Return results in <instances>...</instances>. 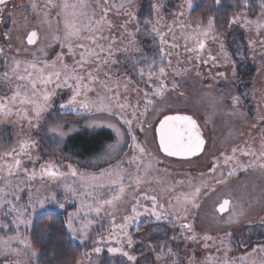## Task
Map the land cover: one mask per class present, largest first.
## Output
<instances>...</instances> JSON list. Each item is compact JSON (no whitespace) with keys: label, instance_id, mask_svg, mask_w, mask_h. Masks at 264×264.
<instances>
[{"label":"rangeland","instance_id":"1","mask_svg":"<svg viewBox=\"0 0 264 264\" xmlns=\"http://www.w3.org/2000/svg\"><path fill=\"white\" fill-rule=\"evenodd\" d=\"M33 2L39 5L36 10L31 7ZM46 2L47 0H8L7 4L0 8V48L3 47L4 53H9L7 57L10 60L12 57L16 60H32L34 55L40 59H55L56 54L61 51L63 41H57L54 37L62 34L63 21L57 16L58 9H45ZM56 2L59 3L61 0ZM88 3L91 12L96 0H88ZM121 3L125 4V8L118 15L116 6ZM191 3L194 5V0H191ZM187 4L188 0H132L129 6L128 0H108L107 6L112 9L108 13V19L116 26L111 30V35L117 37L115 47L118 50L113 56L117 63L105 68V71L112 74L110 86L115 87L117 83L120 85V102L129 105L123 116L132 121L131 131L117 114L120 110L115 107L111 113L93 111L79 115L74 111L65 112L59 109V104L66 102L70 96V90L67 89L62 92L58 90V95L53 98L51 115L44 114L40 128L29 125L26 120L15 115L0 120V165L5 161L11 162V158L5 157V153L19 149L25 140H35L38 141L37 146L30 149L33 159L20 157L22 166L29 170L36 169L39 173L41 165L51 162L64 173H68V165H72L80 173L98 175L102 170L120 164L125 171V185L129 183V175L132 177V186L126 187L115 209L105 206L100 215L95 212L87 213V209L81 213L80 221H93L86 239H77L68 231L75 243H82L91 235L95 236V247L103 249L100 253L93 250L95 247L87 251L78 264H99L105 253L119 255L124 258L126 264H188L193 258L197 264H225V261L242 264L240 257L245 258L243 264H264V252L261 253L259 250L253 252V249H258V245L264 246V170L255 167L240 171L236 164L237 160L240 165L255 161V156H244L241 150L252 149L259 155L261 145L264 144V45L261 44L264 40V28L257 34L256 26L245 25L242 18L239 23L232 24L228 31L220 33L214 30L210 33L202 51L189 52L185 50L186 43L188 48L197 47L196 40L191 38L194 32L199 31L197 24L206 29L208 23L194 18L191 13L193 7L189 9ZM249 7H253V4L250 3ZM249 7L238 12L246 13L247 19L259 18L264 21V9L260 7V3L256 8ZM45 11H48L47 17L44 15ZM127 11L134 12L135 18L128 23L125 31L120 25L129 19L123 14ZM181 11L184 13L183 16L179 15ZM97 13L99 14L98 9ZM153 24L157 26L159 32L152 31ZM181 24H189L191 27L182 29ZM169 26L172 27L171 32L168 31ZM34 29L38 32V41L35 45L29 46L26 39L29 32ZM130 33H134V36L129 35ZM104 34L109 33L106 30ZM160 34H164L165 44H161ZM212 35H216V39H212ZM198 39L204 40V37ZM221 39L224 44L223 51L220 46ZM250 41L255 43L250 44ZM173 44L179 47H171ZM41 49L47 53L46 57L43 56ZM161 49L163 53L168 54L163 64L167 73L163 79L168 87L163 96H157L153 93L159 87V80L153 75L152 82L149 83L147 69L153 60L161 61ZM63 51L66 53L67 48L65 47ZM224 52H227V57ZM2 54L0 68L5 67L3 64L5 61L7 64L9 61V65L6 66L11 68L13 62L4 58ZM197 56L200 59H197ZM210 56H215L216 60L212 61ZM65 60L69 64L72 63V59L67 55ZM167 60L171 63L168 64ZM203 60H207L208 63H203ZM142 68L146 70L144 76L139 72ZM8 70L10 75V69ZM152 71L158 73V69ZM220 73L223 75H219ZM100 79H104L103 73ZM173 83L178 87L173 88ZM124 85H127V93H124ZM95 88L96 91L89 93L90 99L95 100L98 94L111 95L98 84ZM5 93L11 94V85L1 80L0 95ZM120 93H124V97ZM234 97L238 98L237 104L233 103ZM147 100H151L152 103L148 104ZM145 107L147 112L144 111ZM133 109L136 119L132 115ZM176 113L193 116L201 126L206 147L200 157L179 161L160 152L155 128L164 115ZM62 121L71 122L65 124V130L73 126L78 129L76 132L93 133L105 129L111 131L115 139L100 155L92 159L71 158L61 150L67 137L60 141L58 136L48 131L49 127ZM93 122L96 124L95 127H87ZM117 127L124 132V138L119 150L109 155L108 146L117 140L115 131ZM133 135L136 137V143L144 147L146 155L141 156L133 146ZM233 149H237L236 159L225 163V156H232ZM133 157L142 159L144 165L149 161L152 164L147 177L138 188L134 179L137 161L133 160ZM144 165H141V176L144 175ZM214 167L215 171H212ZM233 168H237L236 175L221 176V172L227 173ZM172 172L189 173L191 179L173 180ZM203 176L208 178L205 186L193 181ZM10 179L14 184L18 183L22 189L19 192L20 200L17 202L20 207H23L21 206L23 194H28L29 199L30 193L35 197L52 192L56 193L58 200L64 198L60 183H53L47 179L41 181L39 175L35 180L26 181L21 172ZM71 179L69 178V183ZM3 186V182H0V187ZM194 187H201L196 199L199 200V206L194 208L191 204L176 205L175 197L190 193ZM101 191L104 198H108L113 192H118V188L113 185L111 190L105 188ZM145 196H155L159 205H163L167 210L168 218L157 221L154 216L145 212V209L153 208L152 201L145 199ZM224 199L231 201V208L228 213L220 215L217 207ZM67 205H76L74 212L80 207L79 201H73L71 197L65 204ZM170 205H176L175 211ZM133 206H136L137 212L141 215L134 220L126 221L124 217L135 216L132 212ZM185 207L188 209L186 218L183 212ZM3 209L7 207L0 208V211ZM157 210H160L159 207ZM177 216L181 219H177ZM230 218L233 220L232 223H228ZM186 223L192 225L191 232L181 228V224ZM0 225L4 223L0 221ZM120 225L125 227L121 229ZM79 226L80 223L77 221V227ZM3 229L7 228L0 227V230ZM96 229L98 231H95ZM25 230L22 225L19 232L28 237ZM16 234L17 232L12 236ZM192 234L195 235V239L188 238ZM110 236L112 239H109ZM117 236L123 239V245L117 243ZM127 236L133 241L130 247L126 242ZM206 236L211 239L205 240ZM230 240L236 244L235 250L229 245ZM165 245L171 247L175 255L163 250ZM12 246L22 247L15 242ZM121 246L124 251L136 257L134 262L128 261L127 257L120 253L108 251L109 248ZM0 256L2 257L0 264H8L16 259L14 256L7 258ZM11 257L15 259L11 260ZM209 257H215V261L209 260ZM35 258L32 257L30 263Z\"/></svg>","mask_w":264,"mask_h":264},{"label":"snow or ice","instance_id":"2","mask_svg":"<svg viewBox=\"0 0 264 264\" xmlns=\"http://www.w3.org/2000/svg\"><path fill=\"white\" fill-rule=\"evenodd\" d=\"M8 0H0V8L7 4ZM248 0H245L247 3ZM132 0H128L130 6ZM219 5L220 0H216ZM108 5V0H96L95 6L91 8L89 12L88 0H61L57 3L56 0H47L45 9L56 8L59 11L57 16L62 18L63 21V32L61 35L54 37L57 41H63L61 43V51L56 54L55 59H40L33 57L32 60H13L10 68V75L8 72L4 73L0 79L11 85V94L5 93L0 95V120L9 118L13 115L19 119L26 120L29 125L35 128H40V121L45 113L51 115L53 108V98L58 95V90L61 92L65 89L70 90V96L66 102L59 104V109L65 112H76L78 115L83 112L91 113L97 112H109L111 113L113 107L120 110L118 115L124 120V123L128 125V130L131 131L132 121L126 119L123 116V112L129 107L127 103H121L119 99L120 85L117 83L115 87L110 86L109 81L112 79V74L105 71V68L110 67L112 64L117 63L113 59L116 44L118 42L117 37L111 35V30L116 26L108 19V13L112 10ZM31 7L36 10L39 5L35 2L32 3ZM117 14H121V10L125 8V4L121 3L116 6ZM187 7L191 9L193 4L191 0H188ZM260 7L264 9V0H260ZM99 10V14L97 13ZM129 19L125 20L120 25L121 29L127 30V25L135 18V13L132 11L123 12ZM44 15L48 16V11H45ZM180 16L184 13L181 11ZM244 19L245 25H255V31L259 34L260 30L264 28V21L259 18L256 20H250L246 18V13H236L231 17L230 24L239 23L241 19ZM59 22V21H58ZM150 23V22H149ZM180 27L190 28L189 24H181ZM198 32H194L191 36L192 39L196 40L197 47L188 48L187 43L185 44V50L189 52L202 51L205 48V40L209 38L210 33L214 32V20L209 17L208 27L206 29L201 28L200 24H197ZM108 31V35H105V31ZM153 32H159L156 25H152ZM168 31H172V27L169 26ZM7 35V34H6ZM133 35L134 33H130ZM221 37L223 34H219ZM198 37H204V40L198 39ZM212 39H216V35L211 36ZM38 33L33 30L27 37V43L34 45L37 43ZM161 44H165L164 34H160ZM250 44H254L255 41H250ZM264 45V40L261 41ZM221 50H224L223 40L220 41ZM67 48V52L63 51ZM171 47H179L177 44L171 45ZM3 49L0 48V54L3 53ZM43 56L46 57L47 53L43 52ZM162 58L161 61L155 60L148 66V81L152 82V76L156 75V79L159 80V87L155 89L154 95L163 96L168 85L163 77L166 76V69L163 66L165 57L168 55L163 53L161 49ZM72 59V63L69 64L65 60V56ZM227 57V52H224ZM212 61L216 60L215 56L209 57ZM197 59H200L197 56ZM203 63H208L207 60H203ZM170 64L171 61L167 60ZM153 69H158V73H153ZM141 76L145 75V69H139ZM101 73H103L104 79H100ZM179 75V72H177ZM199 75V73H197ZM219 75H223L220 73ZM13 81L15 83H13ZM100 85L106 93L111 95H97L95 100L89 98V93L96 91L95 85ZM173 88H177L178 85L173 83ZM124 91H127V85H124ZM147 92L145 97L147 98ZM114 102V103H113ZM148 104H151V100H147ZM233 103H238V98H233ZM147 112V107L144 109ZM133 118L136 119L135 109L132 112ZM35 122V123H33ZM71 123L69 121L57 122L54 126L48 128V131L54 136H58L60 141H63L71 133L78 131L76 127H69L65 130V124ZM96 124L93 122L87 127H95ZM109 127H115L114 125H108ZM117 140L114 144L108 146L107 154H111L114 151H118L121 142L124 138V132L120 128H115ZM158 147L159 149L170 157H192L196 156L204 150L206 141L203 138L201 128L196 119L191 115L186 114H171L164 115L159 121L158 129ZM133 146L138 150L141 156L146 155L145 149L139 143H136L135 135L132 136ZM38 141L25 140L21 143L19 149H13L12 152L5 153V157H10L11 162L5 161L4 164L0 165V182H3V187H0V208L7 207L8 211L4 213L5 216L12 214V224L17 230L15 236H9L7 238L0 237V255L5 257L14 256L15 260L8 262V264H30L32 257H37L39 252L35 249L31 243V239L23 236L19 229L23 225L25 229H29L33 226L34 219H41L48 215H57L59 209H64L65 204L68 202L69 197L73 201H79L80 207L75 212L68 213L66 218L65 227L71 233V235L77 239L88 236L89 226L93 223L91 220L80 221L81 213L87 209V213L95 212L100 215L105 206H109L115 209L117 202L123 197L126 187H131L132 177L129 175V183L125 185V171L120 167V164L116 166L102 170L98 175L89 173H80L72 165H68L69 172L64 173L58 169V167L49 162L40 166V171L37 173L36 169L29 170L22 166L23 162L20 157H27L29 160L33 159L30 154V149L37 146ZM237 149H233L232 156H225V163L230 160L236 159ZM241 154L244 156H255V161H249L246 165H240L239 161L236 164L240 171H247L251 168L259 167L264 170V144L261 145L259 155L252 149L241 150ZM38 159V158H37ZM133 160L137 161V171L134 177L135 184L138 186L144 182L145 177L148 175L149 169L152 167L151 161L144 165L142 159L133 157ZM124 163V162H120ZM131 163V161H129ZM218 163V162H217ZM141 165H144V175H140ZM215 171V167L212 169ZM23 173L26 177V181H32L39 178L41 181L47 179L53 183H60L61 188L64 192L63 200H58L56 193L49 192L46 195H36L33 197L29 194L27 203L20 207L18 201L20 200L19 192L22 191L18 183H13L10 177H13L19 173ZM237 174V168H233L227 173L221 172V176L227 175L232 176ZM71 179L69 183L68 180ZM222 182V181H218ZM116 186L118 192H113L108 198H104L102 189ZM201 192V187H194L190 193L181 194V196L175 197L176 205H187L191 204L192 207H198L196 199ZM150 199L153 204L152 209H145V212L149 215L154 216L157 221L161 219H167V210L163 205H159V202L155 196L144 197ZM136 204H139L137 200ZM176 205H170L172 210L175 211ZM159 207V211L157 210ZM230 207V200L224 199L219 205V211L221 213L228 210ZM132 212L135 214L134 217H124L126 221L134 220L139 217L141 213L137 212L136 206H133ZM185 218L188 209L183 208ZM242 215V213H240ZM181 219L180 216L176 217ZM77 221L80 226L77 227ZM233 220L230 218L228 223H232ZM114 223V214H113ZM0 227L8 228L9 226L4 224ZM121 229L125 225L119 226ZM181 228L192 230L190 223L181 224ZM127 234L125 233V236ZM189 239H195V235L192 234L188 237ZM109 239H112L110 236ZM205 240L211 239V237H204ZM103 240V237H101ZM117 243L123 245L124 241L121 237H116ZM18 243L22 247H13V243ZM128 246H132L133 241L130 236H127ZM223 242V241H222ZM207 246V245H206ZM96 253L103 251L100 247L93 249ZM163 250L169 254L175 255L173 249L167 245L163 247ZM264 252V246H259L255 251ZM109 252L120 253L127 257L128 261H135L136 257L130 255L128 252L123 250V247L109 248ZM211 261H215V257L208 258ZM243 264L244 257L239 258ZM188 264H197L195 259H190ZM225 264H234V261H225Z\"/></svg>","mask_w":264,"mask_h":264},{"label":"trees","instance_id":"3","mask_svg":"<svg viewBox=\"0 0 264 264\" xmlns=\"http://www.w3.org/2000/svg\"><path fill=\"white\" fill-rule=\"evenodd\" d=\"M255 1L258 3H255ZM250 3L253 4V7H249ZM259 3L260 0H248L247 3H245V0H220V4L218 5L216 0H194L191 13L194 18L199 19L204 23H208L209 17H212L214 20V30L222 33L230 29L232 24H230L229 21L234 14L238 11H243L248 7L250 9L256 8ZM2 55L5 56L4 58L9 57V53L7 52ZM8 59L10 60V58ZM13 60H16V58L12 57L10 61L13 62ZM48 60H53V58H49ZM3 64H5V67L2 66L0 68V77L6 72L9 73L8 69H10L9 66H6L9 65V61L8 64L7 61L3 62ZM1 80L2 79H0V81ZM124 93H127V91H124ZM124 93H120L122 97H124ZM114 139V134L105 129L93 133L80 131L68 136L62 144L61 150L65 155L71 158L77 160H89L100 155L103 149L108 144L112 143ZM171 174L173 175V180L187 181L188 179H191L189 173L186 172H172ZM211 176H213V174ZM207 180L208 178L203 176L202 178L193 181L198 182L201 186H205L204 183L206 184ZM190 191H192V189ZM23 195L21 206L25 205L23 202L28 201V194ZM198 202L199 200H196L197 204ZM74 209H76V205H67L62 211H58L57 215H48L41 219H34L33 226L25 230V233L31 239L33 247L39 252V255L35 260H32L30 264H78L83 258L84 253L95 247L96 241L95 236L93 235L82 243L73 242L69 236V232L65 227V222L68 213L74 212ZM7 211V209L0 211V221L9 226L7 229L0 230V235L5 237L12 236L17 232L12 224L13 216L4 215ZM95 231L98 230L96 229ZM229 245L235 250L236 244L233 240L229 241ZM1 258L2 257L0 256V260ZM13 259L15 258L11 257V260ZM244 262L245 260L243 263ZM99 264H126V262L124 258H121L119 255L105 253L102 255Z\"/></svg>","mask_w":264,"mask_h":264},{"label":"water","instance_id":"4","mask_svg":"<svg viewBox=\"0 0 264 264\" xmlns=\"http://www.w3.org/2000/svg\"><path fill=\"white\" fill-rule=\"evenodd\" d=\"M33 31V30H32ZM32 31H30L29 32V34L32 32ZM36 31V30H35ZM37 32V31H36ZM38 33V32H37ZM28 34V35H29ZM28 37V36H27ZM38 41V40H37ZM26 42H27V39H26ZM28 44V43H27ZM29 45V44H28ZM35 45V44H34ZM29 46H33V45H29ZM163 118V117H162ZM161 118V119H162ZM194 118V117H193ZM160 119V120H161ZM195 119V118H194ZM159 120V121H160ZM198 122V121H197ZM199 124V123H198ZM158 126H159V122H158V124H157V126H156V128H155V135H156V140H157V145H158V132L156 131L157 129H158ZM200 126V125H199ZM200 128H201V126H200ZM201 131H202V128H201ZM202 135H203V131H202ZM203 138H204V140L206 141V139H205V137H204V135H203ZM205 147H206V143H205V146H204V150H205ZM204 150L201 152V153H199L198 155H196V156H192V157H170V156H167L165 153H163L161 150V152L163 153V155L164 156H166V157H168V158H171V159H175V160H179V161H188V160H192V159H195V158H198V157H200L203 153H204ZM223 202V201H222ZM221 202V203H222ZM230 207H231V201H230ZM230 207L228 208V210H226L225 212H223V213H221L220 211H219V206L217 207V210H218V213L220 214V215H224V214H226V213H228L229 212V210H230Z\"/></svg>","mask_w":264,"mask_h":264},{"label":"flooded vegetation","instance_id":"5","mask_svg":"<svg viewBox=\"0 0 264 264\" xmlns=\"http://www.w3.org/2000/svg\"><path fill=\"white\" fill-rule=\"evenodd\" d=\"M35 30V29H34ZM32 31V30H31ZM37 31V30H36ZM231 208V207H230Z\"/></svg>","mask_w":264,"mask_h":264}]
</instances>
